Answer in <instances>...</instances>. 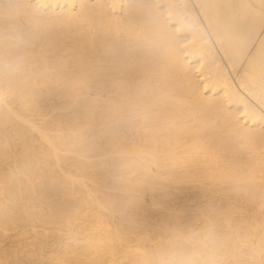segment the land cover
I'll list each match as a JSON object with an SVG mask.
<instances>
[{
	"label": "bare ground",
	"instance_id": "6f19581e",
	"mask_svg": "<svg viewBox=\"0 0 264 264\" xmlns=\"http://www.w3.org/2000/svg\"><path fill=\"white\" fill-rule=\"evenodd\" d=\"M0 264H264V0H0Z\"/></svg>",
	"mask_w": 264,
	"mask_h": 264
}]
</instances>
